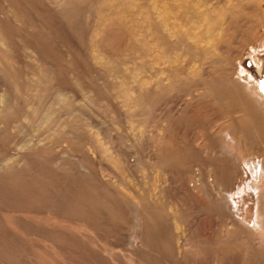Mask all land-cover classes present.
<instances>
[{
  "label": "rangeland",
  "instance_id": "rangeland-1",
  "mask_svg": "<svg viewBox=\"0 0 264 264\" xmlns=\"http://www.w3.org/2000/svg\"><path fill=\"white\" fill-rule=\"evenodd\" d=\"M124 1L0 0V264H264V0L160 43ZM254 182L253 228L231 196Z\"/></svg>",
  "mask_w": 264,
  "mask_h": 264
},
{
  "label": "bare ground",
  "instance_id": "bare-ground-1",
  "mask_svg": "<svg viewBox=\"0 0 264 264\" xmlns=\"http://www.w3.org/2000/svg\"><path fill=\"white\" fill-rule=\"evenodd\" d=\"M108 1V0H106ZM118 1V0H116ZM143 1V0H142ZM141 1V2H142ZM211 1V0H210ZM110 2H113L115 3L114 1H109V3H106L105 4V7L110 11V14H106L103 18L105 19V21H107V24L108 22L110 23H116V24H121L123 25V16L126 15V16H129V13H130V10L132 12L133 8L129 10V4L128 2V8L127 7H122L123 5H126V2L123 0V3L125 2V4H123L122 6H119V5H116V4H111ZM122 2V1H121ZM120 2V3H121ZM147 2V1H145ZM149 2V1H148ZM154 2V6H156V8L158 10H160V14H161V19H162V23L161 25L159 24H155L154 26V29H153V32H154V37L157 39V42L159 41V43L165 39L161 34H160V27L159 26H164L168 28L169 31L168 32V35L170 34H177L178 37H179V29H180V25L178 26V23L181 22V21H184L185 24L191 20H200L202 22V25H205V32L206 31H211V29L214 27V24H215V18L212 17V14L213 12L216 10L214 5L213 4H210V2L208 3L207 0H153ZM227 3V0L225 1ZM230 2V1H229ZM143 3V2H142ZM213 3V2H212ZM104 4V3H103ZM122 4V3H121ZM147 4H144L146 5V8H147ZM150 4V3H149ZM143 5V6H144ZM232 5V4H231ZM127 6V5H126ZM133 6V5H131ZM137 6V5H136ZM153 6V7H154ZM149 8V7H148ZM151 8V7H150ZM135 9V8H134ZM139 11H141L142 9H139V7L137 8ZM136 9V11H137ZM229 9V8H228ZM227 9V10H228ZM145 10V9H144ZM150 10V9H149ZM155 10V7L154 9L152 10L151 8V13ZM100 12H101V9H100ZM144 12H147V11H144ZM221 12V11H220ZM218 12V13H220ZM138 13V12H137ZM157 13V12H155ZM101 14V13H100ZM133 14V13H132ZM135 14V13H134ZM133 14V15H134ZM139 14V13H138ZM143 14V13H142ZM141 14V15H142ZM150 14V13H149ZM148 14V15H149ZM217 14V13H216ZM102 15V14H101ZM151 15V14H150ZM221 15V13H220ZM124 16V17H126ZM137 16V15H136ZM139 16V15H138ZM140 17V16H139ZM144 17V15H143ZM149 17V16H148ZM159 17V16H158ZM128 18V17H127ZM146 18V16H145ZM151 18V16H150ZM160 18V17H159ZM168 18H173V20H175V22H172V23H167V19ZM129 19V18H128ZM131 19V18H130ZM126 19V21H130ZM133 19V18H132ZM144 19V18H143ZM147 19V18H146ZM101 20V19H100ZM141 20V19H140ZM139 20V22H140ZM160 21V19H157ZM171 20V19H169ZM138 21V20H137ZM147 20H145L146 22ZM190 21V22H191ZM104 22V21H103ZM134 22V21H133ZM136 22V21H135ZM142 22V21H141ZM144 22V21H143ZM142 22V23H143ZM145 22H144V25H145ZM149 22H151L149 20ZM153 22V21H152ZM155 22V21H154ZM153 22V23H154ZM126 23V22H125ZM124 23V25H126ZM148 23V22H147ZM183 24V22H181ZM132 25V21L130 23ZM129 24V25H130ZM184 24V25H185ZM110 25V24H109ZM134 25H137L136 23ZM140 25V24H139ZM142 25V24H141ZM144 25H142L144 27ZM151 25L148 23V26ZM190 25V24H188ZM104 26V25H103ZM127 26V25H126ZM125 26V27H126ZM138 26V25H137ZM142 26H140L142 28ZM121 27V26H119ZM130 27V26H129ZM150 27V26H149ZM128 28V26L126 27V29ZM139 28V27H138ZM163 29V28H162ZM142 30V29H141ZM141 30L139 32H141ZM148 30V29H147ZM166 30V28H165ZM182 30V29H181ZM162 31V30H161ZM137 32V30H136ZM143 32V31H142ZM146 32V31H145ZM144 32V33H145ZM151 32V31H150ZM182 32V31H180ZM165 33V32H163ZM170 33V34H169ZM207 33V32H206ZM134 34V33H133ZM147 34V33H146ZM172 35V36H175ZM181 35H184V34H181ZM133 36V35H132ZM153 36V35H152ZM153 37V38H154ZM176 37V36H175ZM182 37V36H181ZM134 38V37H133ZM163 38V39H162ZM185 37H182V39L184 40ZM176 45V44H175ZM192 45V44H191ZM141 46V45H140ZM148 46H146V49H147ZM187 49V47H186ZM256 52V51H255ZM174 69V68H173ZM176 71V70H175ZM174 71V72H175ZM170 74V73H169ZM177 74V73H176ZM181 74V73H180ZM171 75V74H170ZM174 77V76H173ZM175 78V77H174ZM179 79V78H178ZM250 77L248 75H245L244 72L239 68L238 70L236 71V75L234 76V80L236 81H239V80H243V83L246 84V85H249L250 86ZM174 80V79H171V81ZM178 82V81H176ZM243 84V85H244ZM245 86V85H244ZM220 88V87H219ZM221 92V91H220ZM217 96V95H216ZM144 97V96H143ZM217 102L219 103V101L217 100ZM220 104V103H219ZM222 105V104H220ZM234 109V108H233ZM231 113V112H230ZM232 114V113H231ZM229 115V114H228ZM231 125H237L238 127H242V122L240 121H236L235 119H232L230 121ZM244 124V122H243ZM223 128V127H222ZM225 128V127H224ZM210 147V146H209ZM178 150V149H177ZM179 151V150H178ZM178 153V152H176ZM179 154V153H178ZM184 154V153H183ZM181 155V154H180ZM261 161V160H260ZM260 161L258 159V157H256L253 162H252V172H251V175L250 177L252 178V180L256 179V177H259L260 176V171H261V164H260ZM197 162V161H195ZM203 162V161H202ZM208 163L210 164H207L208 167L210 168L211 167V161H209ZM206 166V165H205ZM210 170H206L205 172V176H206V173L209 172ZM212 174H216L217 173V169H214L211 171ZM210 172V175H212ZM199 177H201V172L199 171ZM259 175V176H258ZM202 177H204V173H202ZM212 178V177H211ZM258 183V182H257ZM257 183H253L254 188H242L241 190H238V191H233L232 192V196H231V204L234 203V207L232 205V208H235L237 211H238V214L240 215V218L243 222L245 223H249L251 224V226H253V228L256 226L257 227V224H258V221H257V216H258V213L260 211V208H259V193L257 191V186L259 184ZM246 187V186H245ZM256 229V228H255Z\"/></svg>",
  "mask_w": 264,
  "mask_h": 264
}]
</instances>
